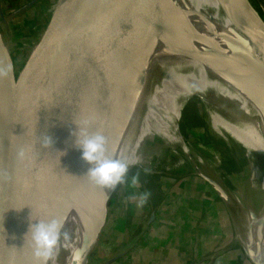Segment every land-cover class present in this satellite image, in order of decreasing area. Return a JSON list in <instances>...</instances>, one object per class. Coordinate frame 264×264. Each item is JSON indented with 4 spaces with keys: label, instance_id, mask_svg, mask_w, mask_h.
Masks as SVG:
<instances>
[{
    "label": "water",
    "instance_id": "water-1",
    "mask_svg": "<svg viewBox=\"0 0 264 264\" xmlns=\"http://www.w3.org/2000/svg\"><path fill=\"white\" fill-rule=\"evenodd\" d=\"M39 1L29 0L6 16L0 0L4 27L9 29L8 20ZM239 1L253 18L264 21L250 0ZM177 8L184 10L182 0H55L48 22L18 74L0 29L5 43L0 58L8 60L13 73L9 85L0 81V264H41L34 255L31 235L27 236L30 224L63 219L92 167L76 146L78 133L102 132L108 138V149L121 127L135 85L153 69L149 52L153 38L160 34L176 39L165 30L163 16ZM219 34H209L216 41L213 47H233L247 54L254 51L239 41L221 43ZM175 41L177 47L182 44ZM259 43L264 46V39ZM17 98L22 99L34 126L24 143L18 140L13 127L16 121L10 116ZM133 121L135 113L132 126ZM45 136L51 139L48 147L43 146ZM184 154L191 160L193 174L209 183L227 203L228 187L209 176L193 153ZM115 190L104 199L101 217L75 264H89ZM238 201L257 217L247 199ZM154 217L153 212L147 226ZM131 246L105 264L124 256Z\"/></svg>",
    "mask_w": 264,
    "mask_h": 264
},
{
    "label": "bare ground",
    "instance_id": "bare-ground-1",
    "mask_svg": "<svg viewBox=\"0 0 264 264\" xmlns=\"http://www.w3.org/2000/svg\"><path fill=\"white\" fill-rule=\"evenodd\" d=\"M182 2L184 10L177 8L174 13L173 10L164 13L165 30L176 39L169 40L160 34L153 38L149 46L153 69L135 85L121 127L107 154L126 160L130 168L143 161L140 149L148 140L161 148L172 147L174 151L180 146L184 154L186 142L179 132L182 107L188 99L197 97L211 111L212 127L220 134L227 132L244 147L248 158L245 167L248 183L251 185L259 180L263 191L264 46L259 41L264 39V21L253 18L239 0ZM212 31L220 33L221 43L239 41L247 43L254 51L247 54L233 47H213L216 41L209 35ZM175 40L182 44L175 46ZM195 42L205 46L200 47ZM4 47H0L1 54ZM6 68L2 57L0 69ZM2 80L8 85L11 83L9 72L0 76ZM134 113L136 122L133 121L132 126ZM10 116L16 121L13 127L18 140L26 142L34 126L30 125L21 98L15 99ZM129 132L131 135L127 138ZM196 159L204 167L203 159L198 155ZM209 173L222 185L217 174ZM110 192L86 176L63 218V231L68 233L69 239L61 240L47 264H75L101 217L103 201ZM230 194L226 200L243 237L242 242L252 262L264 264V207L253 218ZM91 211L94 212L89 217L95 220L90 227L87 218Z\"/></svg>",
    "mask_w": 264,
    "mask_h": 264
},
{
    "label": "crops",
    "instance_id": "crops-1",
    "mask_svg": "<svg viewBox=\"0 0 264 264\" xmlns=\"http://www.w3.org/2000/svg\"><path fill=\"white\" fill-rule=\"evenodd\" d=\"M28 1L3 0V9ZM54 1L40 0V10H44V2L50 5ZM19 17L13 21L27 20ZM169 178L145 177L136 188L127 184L117 187L91 255L97 259L92 262L90 258L89 264H105L129 245L124 256L106 264H253L220 194L195 174ZM144 191H150L151 197L142 207L129 201L131 194ZM153 212L155 217L147 226Z\"/></svg>",
    "mask_w": 264,
    "mask_h": 264
},
{
    "label": "rangeland",
    "instance_id": "rangeland-1",
    "mask_svg": "<svg viewBox=\"0 0 264 264\" xmlns=\"http://www.w3.org/2000/svg\"><path fill=\"white\" fill-rule=\"evenodd\" d=\"M250 1L254 6L256 5L255 8L264 16V0ZM54 2L50 5L48 2L47 4L44 2V10H40L42 6L36 3L33 6L35 9L30 10V8L19 15L21 17L24 15L22 18L25 17L27 20L13 21L17 17L8 20L9 29L4 27L0 17V29L6 42L10 45L17 74L23 68L32 47L44 30ZM14 10L15 8H10V10L4 11V14L7 16ZM21 17L19 18L21 19ZM4 46L5 43L0 35V47ZM5 64L8 68V60H5ZM9 77L10 82H12V69L9 71ZM210 112L207 106L197 97L190 98L183 104L180 124L183 133L182 140L186 142L185 153L191 152L195 157L200 156L204 161V170L207 173L211 171V173L217 174L222 184L226 185L238 200L247 199V204L255 213H258L264 207V190H260V182L257 179L253 181L255 185L252 183L249 185L248 183L249 178H246L245 174V167L248 166L246 150L227 132L220 134L212 127ZM177 149L179 150L174 151L172 147L161 148L150 140L144 142L140 149L144 159L138 165L131 166L129 174L131 172L136 174L137 171H140V180L145 177L158 179L160 176L170 177L169 179H171L193 174L195 169L191 160L180 151L182 149L180 146H177ZM145 168L150 169V174H143ZM208 175L212 176L210 173ZM93 212L91 211L87 218L90 227L95 220L89 217ZM239 238L242 241L243 237L240 231ZM96 259L97 255L92 257L91 261L93 262Z\"/></svg>",
    "mask_w": 264,
    "mask_h": 264
},
{
    "label": "clouds",
    "instance_id": "clouds-1",
    "mask_svg": "<svg viewBox=\"0 0 264 264\" xmlns=\"http://www.w3.org/2000/svg\"><path fill=\"white\" fill-rule=\"evenodd\" d=\"M9 71L11 66L0 69V76H6ZM50 144L51 139L43 137V146L48 147ZM107 144L108 138L102 132L85 133L82 136L78 133L76 146L82 151V159L92 165L87 175L97 185L109 191L126 184L136 188L140 183L141 172L137 171L135 175L129 176L130 164L126 160L110 157L107 154ZM143 174H150V169H143ZM150 197L151 192L144 191L139 195L133 193L128 199L136 201L137 206L142 207ZM63 229L64 220L60 218L38 220V223L30 224L27 236L31 235L34 255L41 264H47L62 239H69L68 233Z\"/></svg>",
    "mask_w": 264,
    "mask_h": 264
},
{
    "label": "trees",
    "instance_id": "trees-1",
    "mask_svg": "<svg viewBox=\"0 0 264 264\" xmlns=\"http://www.w3.org/2000/svg\"><path fill=\"white\" fill-rule=\"evenodd\" d=\"M18 6H20V5L14 4V6L12 5L10 8H17Z\"/></svg>",
    "mask_w": 264,
    "mask_h": 264
}]
</instances>
